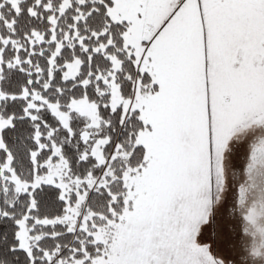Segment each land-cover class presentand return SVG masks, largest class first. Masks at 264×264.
I'll return each mask as SVG.
<instances>
[{
    "label": "snow or ice",
    "instance_id": "6c2138e0",
    "mask_svg": "<svg viewBox=\"0 0 264 264\" xmlns=\"http://www.w3.org/2000/svg\"><path fill=\"white\" fill-rule=\"evenodd\" d=\"M0 264H264V0H0Z\"/></svg>",
    "mask_w": 264,
    "mask_h": 264
}]
</instances>
